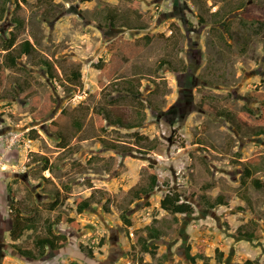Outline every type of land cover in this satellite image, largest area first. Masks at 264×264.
I'll return each mask as SVG.
<instances>
[{"label": "rangeland", "instance_id": "obj_1", "mask_svg": "<svg viewBox=\"0 0 264 264\" xmlns=\"http://www.w3.org/2000/svg\"><path fill=\"white\" fill-rule=\"evenodd\" d=\"M0 7V63L11 31L34 47L15 67H0V123L9 125L4 132L25 133L0 173V264H137L133 254L156 261L135 243L153 218L165 264H192L185 247L197 243L205 244L209 264H216V245L227 264L246 257L264 264V100L254 94H264V0H0ZM42 59L53 64V78ZM76 68L82 76L74 83ZM129 79L139 92L125 90ZM107 114L140 126L112 125ZM252 156L261 188L239 180V161ZM150 163L159 185L133 201L130 189L147 181ZM205 180L213 183L206 190ZM169 189L180 190L195 212L174 217L161 209ZM55 191L62 202L52 210ZM92 191L95 202L78 212L74 199ZM202 192L224 193L229 203L211 209ZM18 203L32 228L13 241ZM58 212L80 227L54 224L66 241L41 250L35 240ZM238 227L261 236L238 235ZM11 242L33 255L22 256Z\"/></svg>", "mask_w": 264, "mask_h": 264}, {"label": "trees", "instance_id": "obj_2", "mask_svg": "<svg viewBox=\"0 0 264 264\" xmlns=\"http://www.w3.org/2000/svg\"><path fill=\"white\" fill-rule=\"evenodd\" d=\"M23 2L27 0H21ZM0 13H4L3 7H0ZM118 15L111 9L107 12V18L109 19V24L113 26L117 20ZM125 18V17H124ZM251 19H254L256 21H259L257 17H251ZM17 23H22V19L18 18L13 20ZM124 21V19H123ZM122 21V22H123ZM122 25L132 28V24L126 21V23H123ZM137 28L142 29V26H137ZM112 46L115 45V41L110 43ZM4 48L6 52L4 53L3 59L0 63V67H15L18 64V59L22 56V54H32L34 51L33 43L29 38H25L21 41H17V35L15 32H10V36L4 41ZM43 64L46 66V70L48 75L53 78V71L54 67L53 64L46 60L42 59ZM164 64L167 63L169 65H172L170 61L167 59L163 60ZM99 64V63H97ZM101 69H103L102 66H100ZM174 68V67H173ZM82 76V73L79 71V68L72 69L70 71L69 79L72 80L74 83L78 82L80 77ZM126 86L125 90L129 92H139L138 88L139 85L133 83L131 79L126 80ZM18 87L21 88V85L18 84ZM255 95H260L262 100H264V94L261 93H254ZM262 115L264 116V106L262 104ZM62 119V114L58 115L55 119H53L51 124H56ZM105 119L108 120L112 125H118V126H125L126 128H137L140 126V123L131 121V122H125L123 120V117L119 116L115 119H111L109 114L106 115ZM79 126L77 122V127ZM142 138V136H140ZM145 138V137H143ZM156 142V141H155ZM152 143L149 145L147 149H153L152 147L156 146V144ZM118 144L112 143L110 145L111 148L115 150H121L119 149ZM150 151H145L144 153H148ZM44 165L43 168H49V161L47 157H41ZM242 164V173L240 174L239 180L240 183L243 185H246V183L252 182V184L257 187L261 188L263 187V179L256 177L259 168H258V160L252 156L244 161H239ZM149 172L147 174V181L144 184H140L138 186L132 187L130 189V193H132L131 199L138 200L144 198L149 192L153 191L158 185H159V176L154 168L155 166L150 163L148 164ZM213 185L212 181L205 180V182L201 185V188L204 190L208 189ZM61 193L58 191H55L54 197L52 201L50 202L49 208L54 210L58 207V205L62 202ZM201 200H205L204 206H207L211 209L215 208L218 205H227L229 202L226 199V195L224 193H217V195L214 198L208 197L204 192L200 195ZM94 192L92 191L89 196L81 197L78 196L74 199V203L76 204V209L78 212H83L85 209L89 208L93 202H95L94 199ZM130 199V200H131ZM242 199L246 203H250V197L244 196ZM201 202V201H200ZM202 204V202H201ZM203 205V204H202ZM159 206L165 210L166 212L174 215V214H185L190 215L195 212L194 205L182 198L181 191L178 189H169L167 190L163 196L159 200ZM15 213L11 216V227L9 228V234L11 239L14 241L18 239L23 232L26 229L32 228L31 223H28L27 219L24 218L23 212L26 209L25 206H22L18 203V205L14 208ZM127 212V211H126ZM66 223L71 227L79 228L80 222L76 219L75 216L69 215L65 212H58L54 218L53 221L48 222L46 225V234L38 236L35 240V245L38 246L41 250L48 247L51 250L58 249L61 247L64 242L66 241L65 234L61 232H57L54 229V224L57 223ZM157 222V219L153 218L152 222L145 225L144 228L137 233L135 243L138 245V248L141 252H147L151 255L153 258H157L156 261H145L143 257L138 256L137 254L132 255L133 263L135 262V258L138 260L137 264H165L163 259L168 257V252H164L160 255H158V248L159 245L155 242L159 240L162 236V231L160 228L155 226L154 224ZM174 231H176L177 237L178 233L180 232L179 228H175ZM242 230L240 227L237 228L236 233L238 235L246 236L249 239H254L256 237H260L261 235L257 233L254 229L248 230L246 232H241ZM101 245L104 244V241H100ZM11 244L16 248L17 252L21 254L22 256H29L33 255V252L30 249H25L24 247H21L17 245L15 242H11ZM197 248V252L192 254L191 249L193 248V245L188 244L185 247L186 251V258L192 263L197 264L199 260H201V264H209L210 257L205 254L206 246L203 243H197L194 245ZM158 256V257H157ZM213 256L216 260V264H227L225 260V252L220 247L216 246L213 251ZM228 264H259L258 258H246L241 262H235L231 261Z\"/></svg>", "mask_w": 264, "mask_h": 264}, {"label": "built area", "instance_id": "obj_3", "mask_svg": "<svg viewBox=\"0 0 264 264\" xmlns=\"http://www.w3.org/2000/svg\"><path fill=\"white\" fill-rule=\"evenodd\" d=\"M24 132L18 129H10L6 132L0 133V145H2V150L0 151V173L2 172L6 161L8 160V155L18 151V145L20 142L25 141ZM28 142L30 139L27 140ZM133 235V232H130Z\"/></svg>", "mask_w": 264, "mask_h": 264}, {"label": "crops", "instance_id": "obj_4", "mask_svg": "<svg viewBox=\"0 0 264 264\" xmlns=\"http://www.w3.org/2000/svg\"><path fill=\"white\" fill-rule=\"evenodd\" d=\"M6 126H9V125H6V124H5V125H2V124L0 123V133H3V132L5 131V129L7 128ZM10 129H11V128H10ZM10 129H9V130H10ZM13 129H14V128H13ZM1 150H2V145H0V151H1ZM17 152H18L17 150H15V151L13 152V153H14V154H13L14 157H16V156L18 155ZM4 171L6 172L7 170H2V172H4ZM166 191H167V190H166ZM166 191H165V192H166ZM89 195H90V194H89ZM162 196H163V195H162ZM162 196H161V197H162ZM85 197H86V196H85ZM161 197H160V198H161ZM159 200H160V199H159ZM160 208H161V207H160ZM161 209H162V208H161ZM164 211H165V210H164ZM177 215H179V214H174V217L177 216ZM72 216H73V215H72ZM76 219H77V218H76ZM77 220H78V219H77ZM78 221H79V220H78ZM151 221H152V220H151ZM125 225H127V227H129V228L134 227L133 224H131V223H129V224H125ZM144 226H145V225H144ZM173 226H174V227H178L177 222L174 223ZM187 227H188V226H187ZM180 230H181V229H180ZM118 238H119V235H118ZM224 243H225V242H224ZM187 245H188V244H187ZM116 246H120V245H119V241L116 243ZM216 246L220 247V248L223 250V248H222L221 245H216ZM216 246H215V247H216ZM193 247H195V246L193 245ZM98 248H99V249H102V246H99ZM195 248H196V247H195ZM192 249H194V248H192ZM192 249H191V251H192ZM196 252H197V248H196ZM145 253H147V252H145ZM163 253H164V251H163ZM194 253H195V252H194ZM194 253H192V254H194ZM160 254H161V253H160ZM158 255H159V254H158ZM246 258H248V257H246ZM246 258H244V259H246ZM250 258H251V257H250ZM144 260H145V261H151L150 259H147V258H145ZM233 261H234V260H233ZM242 261H243V260H242ZM235 262H237V261H235Z\"/></svg>", "mask_w": 264, "mask_h": 264}, {"label": "flooded vegetation", "instance_id": "obj_5", "mask_svg": "<svg viewBox=\"0 0 264 264\" xmlns=\"http://www.w3.org/2000/svg\"><path fill=\"white\" fill-rule=\"evenodd\" d=\"M0 242H1V239H0Z\"/></svg>", "mask_w": 264, "mask_h": 264}, {"label": "clouds", "instance_id": "obj_6", "mask_svg": "<svg viewBox=\"0 0 264 264\" xmlns=\"http://www.w3.org/2000/svg\"><path fill=\"white\" fill-rule=\"evenodd\" d=\"M240 177V176H239Z\"/></svg>", "mask_w": 264, "mask_h": 264}]
</instances>
